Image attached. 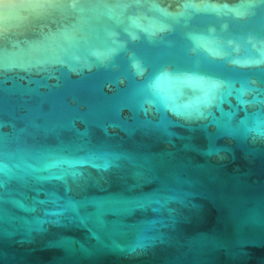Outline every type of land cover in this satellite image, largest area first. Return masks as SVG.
<instances>
[{
  "label": "water",
  "instance_id": "water-1",
  "mask_svg": "<svg viewBox=\"0 0 264 264\" xmlns=\"http://www.w3.org/2000/svg\"><path fill=\"white\" fill-rule=\"evenodd\" d=\"M0 264H264V0H0Z\"/></svg>",
  "mask_w": 264,
  "mask_h": 264
}]
</instances>
